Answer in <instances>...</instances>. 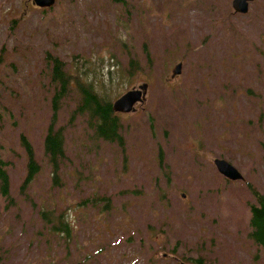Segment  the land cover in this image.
Listing matches in <instances>:
<instances>
[{
  "label": "rangeland",
  "instance_id": "obj_1",
  "mask_svg": "<svg viewBox=\"0 0 264 264\" xmlns=\"http://www.w3.org/2000/svg\"><path fill=\"white\" fill-rule=\"evenodd\" d=\"M232 1L128 0L130 21L106 0H58L51 10L0 0V162L9 179L0 264H264L249 239L248 187L264 196V0L247 15ZM48 53L110 104L148 88L120 114V148L91 139L86 113L71 119L81 100L72 81L53 129L63 137L57 173L44 145L55 87ZM22 136L39 169L25 188ZM216 158L245 183L226 181Z\"/></svg>",
  "mask_w": 264,
  "mask_h": 264
},
{
  "label": "trees",
  "instance_id": "obj_2",
  "mask_svg": "<svg viewBox=\"0 0 264 264\" xmlns=\"http://www.w3.org/2000/svg\"><path fill=\"white\" fill-rule=\"evenodd\" d=\"M44 62L46 66H49L51 60L49 55H46ZM50 67V82L51 85L55 86L54 93L51 101L52 105V116L51 121L47 130L45 138V153L49 159L54 173H57L60 163L64 159L63 151V137L60 132H53L54 124L57 118V113L60 108V102L67 97L70 81H75L68 72L62 70L63 63L57 59L52 58ZM78 93L80 95V101L74 111L75 116H81L85 113L91 119H95L96 124L93 130L96 135V139H103L105 141H111L120 143L121 138L119 137L120 126L118 119L112 113V108L107 101L99 97L90 88L79 87ZM22 146L25 148L28 157L27 165V176L22 185V188L28 186L33 180L34 175L38 172V165L35 161L34 152L31 144L25 137H21ZM0 164H2L0 162ZM56 178V177H55ZM252 194L256 199V205L250 207V228L249 239L253 244L259 247L264 255V196L255 191L250 185L248 186ZM0 192L3 198L9 197V179L6 171L3 167H0ZM42 219L45 222L50 223L52 220L51 213H42ZM65 227V233L69 234L67 224L59 222ZM54 231V227H51Z\"/></svg>",
  "mask_w": 264,
  "mask_h": 264
},
{
  "label": "water",
  "instance_id": "obj_3",
  "mask_svg": "<svg viewBox=\"0 0 264 264\" xmlns=\"http://www.w3.org/2000/svg\"><path fill=\"white\" fill-rule=\"evenodd\" d=\"M258 0H233L232 9L235 13L245 15L248 13L249 3H253ZM36 7L41 9H47L52 7L54 0H32ZM181 72V65L178 64L174 69V74L179 75ZM142 89L145 91L146 86ZM143 93L140 90L129 91L118 98L113 104V111L129 113L132 111L133 105L142 101ZM214 166L217 172L226 180L236 182L245 181L241 173L230 163L223 159H215ZM184 197V195H183Z\"/></svg>",
  "mask_w": 264,
  "mask_h": 264
},
{
  "label": "flooded vegetation",
  "instance_id": "obj_4",
  "mask_svg": "<svg viewBox=\"0 0 264 264\" xmlns=\"http://www.w3.org/2000/svg\"><path fill=\"white\" fill-rule=\"evenodd\" d=\"M57 1L58 0H56V2H55V5H57ZM109 4H114V5H117V6H119L121 9H123V16L125 17V18H127L128 20H132V18H133V9H134V6L132 5V3H130V6L128 5V0H106ZM53 9V8H52ZM84 66V65H83ZM78 84H82V87H85L86 86V84H87V82H84L83 80H81L80 78H78L77 79V82L74 84L75 85V90H76V92L78 93ZM70 88L72 89V81H70ZM96 93V92H95ZM97 94V93H96ZM98 95V94H97ZM78 98H80V96H79V93H78ZM112 113H113V110H112ZM113 115H114V113H113ZM116 117H117V119H118V122H119V126H120V128H121V122H120V119H121V117L120 116H118V115H115ZM88 119V118H87ZM89 120V119H88ZM88 124H89V126L91 127V129H92V131H93V134H91L90 135V137H91V139H94V138H96V135H95V132H94V130H93V127H94V125L93 124H91V122L90 121H88ZM119 137L121 138V136L119 135ZM122 139V138H121ZM119 144V146L120 147H122V140H121V142L120 143H118ZM164 258H166V257H164ZM182 264V263H181Z\"/></svg>",
  "mask_w": 264,
  "mask_h": 264
}]
</instances>
